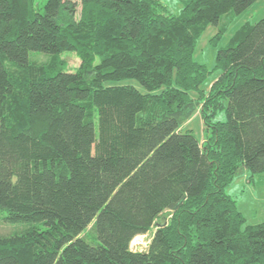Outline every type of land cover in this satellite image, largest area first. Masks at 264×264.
Listing matches in <instances>:
<instances>
[{
  "label": "trees",
  "instance_id": "obj_1",
  "mask_svg": "<svg viewBox=\"0 0 264 264\" xmlns=\"http://www.w3.org/2000/svg\"><path fill=\"white\" fill-rule=\"evenodd\" d=\"M181 1L0 0V213L25 226L0 264H264V222L226 191L264 174V18L207 90L200 37L258 0ZM198 110L204 141L183 130Z\"/></svg>",
  "mask_w": 264,
  "mask_h": 264
},
{
  "label": "rangeland",
  "instance_id": "obj_2",
  "mask_svg": "<svg viewBox=\"0 0 264 264\" xmlns=\"http://www.w3.org/2000/svg\"><path fill=\"white\" fill-rule=\"evenodd\" d=\"M46 0H39L42 4ZM78 4V15L80 13V0H73ZM166 8L168 14L179 16L183 9L181 0H160ZM264 18V0L256 1L252 6L241 14L229 12L222 16L218 25H209L200 37L195 53L196 60L205 64L211 72L204 87L208 90L210 84L220 76V71L216 70L217 55L219 49L226 47L235 39L239 29L246 24H254ZM218 35V36H217ZM69 71H75L80 66V58L73 52H64L60 55ZM33 60L45 62L48 57L43 54H35ZM119 84H132L139 90L144 89L135 80H126ZM183 130L192 131L201 141L205 140V125L200 110L194 117L188 121ZM227 193L231 195L240 212L245 216L247 223L256 225L264 222V174L251 177L249 171H245L239 177H236L233 183L227 188ZM5 213H0V235L8 236L21 233L25 226L23 224H10L4 219ZM169 219L167 216H161L156 224H162ZM150 230L147 235L136 237L131 243V249L134 251H144L148 248L150 240L155 233L157 225Z\"/></svg>",
  "mask_w": 264,
  "mask_h": 264
}]
</instances>
